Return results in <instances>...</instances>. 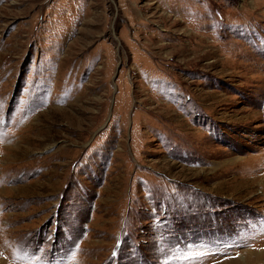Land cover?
Masks as SVG:
<instances>
[{
    "label": "rangeland",
    "instance_id": "obj_1",
    "mask_svg": "<svg viewBox=\"0 0 264 264\" xmlns=\"http://www.w3.org/2000/svg\"><path fill=\"white\" fill-rule=\"evenodd\" d=\"M0 264H264V0H0Z\"/></svg>",
    "mask_w": 264,
    "mask_h": 264
}]
</instances>
